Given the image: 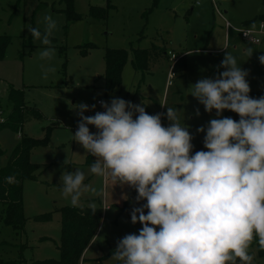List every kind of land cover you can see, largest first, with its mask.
<instances>
[{"label":"rangeland","instance_id":"1","mask_svg":"<svg viewBox=\"0 0 264 264\" xmlns=\"http://www.w3.org/2000/svg\"><path fill=\"white\" fill-rule=\"evenodd\" d=\"M195 1L72 0V8L79 18L70 21L66 4L61 0H0V37L8 39L0 57V104L9 109L7 95L13 87L22 91L27 105L41 113V118L26 120L20 132L6 126L0 128L3 149L0 164H5L20 133L40 139L46 127L51 128L49 141L33 146L29 153V160L38 163L39 168L34 179L23 182L24 228L16 232L0 223V261L16 259L19 252L25 260L23 264L58 258L60 213L55 209L73 207L70 198L62 195L60 177L65 171H84V183L99 193L83 194L81 206L94 203L102 207L99 233L87 246L79 264H122L111 259L117 241L126 234H138L142 228L141 224L131 223L125 214H118L122 206L140 207L146 203L136 201L135 189L127 185L112 187L89 171L96 158L73 141L72 134L79 120L75 105L83 102L91 106L97 99L110 103L112 98L119 97L145 107L149 115L165 114L161 116L164 126L170 123L166 119L167 106L177 107L193 136L194 153L207 150L203 147L206 133L197 132V128H206L210 119L217 117L216 110L205 112L204 106L187 89L198 80L214 79L224 71L220 65L226 52L230 51L241 68L248 71L246 80L250 91L264 90V65L258 59L264 55V31L255 43L242 38L238 30L242 26L251 28L253 23L259 30L260 18H253L264 14L262 0H197L199 4ZM46 15L57 23L49 37L50 45L34 40L28 29L37 28L43 34ZM225 20L230 23L227 29ZM152 44L164 48L165 53L143 72L132 67L129 53L119 85L105 90L103 54L106 48L129 50L149 48ZM225 45L228 49L223 48ZM48 47L55 49L51 61L39 57V52ZM83 48L87 49L85 54L80 52ZM170 52L176 56L174 62ZM181 57L184 67L173 69ZM49 66L56 70L45 78L44 70ZM84 115L93 116V110ZM88 127L90 132H97L95 126ZM125 195L127 200L123 199ZM44 213H50L48 221L36 220V216ZM42 238L47 240H39ZM249 251L254 257L253 264H264V251L256 244Z\"/></svg>","mask_w":264,"mask_h":264},{"label":"clouds","instance_id":"2","mask_svg":"<svg viewBox=\"0 0 264 264\" xmlns=\"http://www.w3.org/2000/svg\"><path fill=\"white\" fill-rule=\"evenodd\" d=\"M44 21L43 34L28 29L34 40L50 45L57 23L50 15ZM259 30L264 31V22ZM255 31L253 23L244 34ZM54 56L51 47L39 52L43 60ZM258 59L264 65V55ZM220 67L225 70L214 79L198 80L187 89L205 112L216 110L217 118L197 128L206 133V151L193 153V136L177 107L166 105L170 123L164 126L165 114L149 115L145 107L119 97L110 103L101 100L104 111L93 116L84 112L95 104L74 106L79 120L73 141L96 158L89 171L112 187L134 188L136 201H146L130 214L131 223L142 228L119 239L111 259L122 264H253L249 249L254 238L264 250V96L250 97L248 71L230 51ZM55 70L47 67L45 78ZM224 110L238 114L239 120L221 118ZM6 179L12 182V177ZM84 181L80 169L60 177L62 195L73 207L81 206L83 194H99ZM89 207L94 214L96 205Z\"/></svg>","mask_w":264,"mask_h":264},{"label":"trees","instance_id":"3","mask_svg":"<svg viewBox=\"0 0 264 264\" xmlns=\"http://www.w3.org/2000/svg\"><path fill=\"white\" fill-rule=\"evenodd\" d=\"M66 4L67 18L74 21L79 18L72 8V0H61ZM264 4V0H262ZM264 19V14L256 15L254 19ZM246 24V23H245ZM8 43L7 38L0 37V57ZM87 45V44H86ZM86 48L81 49V53H86ZM129 53L131 58L129 59ZM164 48L157 45H151L149 48H106L103 54L104 60V88L113 90L121 80L122 69L129 59L132 67L141 72L147 71L151 62L164 54ZM184 57V56H183ZM183 57L179 58L173 65V69L184 67ZM250 97L259 98L264 96V90L250 91ZM9 109L2 108L0 104V128L8 127L16 132H20L23 124L29 118H41L38 109L27 105L23 98V93L19 89L10 87L8 90ZM223 117H231L238 121L239 115L229 111H223ZM50 126L46 127L45 134L40 139L30 136H21L9 153L5 164H0V223L11 227L13 230L21 231L24 228L26 217L23 214L22 187L26 179H34L35 172L39 168L38 163L29 160V153L33 146L37 144H46L51 136ZM3 155V149L0 147V157ZM12 177V182L6 178ZM138 207V206H137ZM134 207L122 206L118 214H125L131 219V211ZM55 211L60 213V237L57 249L59 256L57 259L34 260L33 264H79L83 252L95 236L102 218V207L96 205V212L93 214L89 206L68 207L62 206ZM147 214V210H145ZM51 218L50 213H44L36 216V220L48 221ZM140 224L139 222H137ZM151 226V225H150ZM39 240H47L42 238ZM256 244L254 238L251 245ZM261 250V249H260ZM262 252L264 250H261ZM20 255V256H19ZM16 259L2 260L0 264H23L25 260L21 252Z\"/></svg>","mask_w":264,"mask_h":264},{"label":"built area","instance_id":"4","mask_svg":"<svg viewBox=\"0 0 264 264\" xmlns=\"http://www.w3.org/2000/svg\"><path fill=\"white\" fill-rule=\"evenodd\" d=\"M211 1H213V0H211ZM195 4H199V1L196 0V1H195ZM217 12H218V14H219L220 16L223 17L222 13H221L219 10H217ZM261 22H264V21H259L258 25H259ZM229 26H230V23H229L227 20H225V27H226V29H227V27H229ZM249 29H250V28H248L247 26H242L241 28H239L238 30H239L240 33H241V37L244 38V39L250 40V41H252V42H255V43L259 42V41H260V40H259V35H260V33L263 32V31H261V30H257V31H255V32H251V33H249V35L246 36L244 33H247ZM170 59H172L173 62H174V60H176V56H175L172 52H170ZM171 74H172V72H171ZM100 101H101L100 99H97L96 102H95L96 109L93 110L94 115H95V113L98 112V111H99V112L104 111V109L100 106V103H99Z\"/></svg>","mask_w":264,"mask_h":264},{"label":"crops","instance_id":"5","mask_svg":"<svg viewBox=\"0 0 264 264\" xmlns=\"http://www.w3.org/2000/svg\"><path fill=\"white\" fill-rule=\"evenodd\" d=\"M260 21H264V19L261 18ZM106 207H107V206H106ZM98 233H99V232H97L96 235H97ZM96 235H95V236H96ZM93 239H94V238H93ZM85 250H86V249H85ZM84 252H85V251H84ZM84 252H83V253H84Z\"/></svg>","mask_w":264,"mask_h":264}]
</instances>
